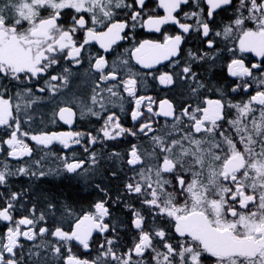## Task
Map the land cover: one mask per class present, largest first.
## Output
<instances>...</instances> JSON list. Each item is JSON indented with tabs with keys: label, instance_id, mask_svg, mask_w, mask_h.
<instances>
[{
	"label": "snow or ice",
	"instance_id": "1",
	"mask_svg": "<svg viewBox=\"0 0 264 264\" xmlns=\"http://www.w3.org/2000/svg\"><path fill=\"white\" fill-rule=\"evenodd\" d=\"M0 264H264V0H0Z\"/></svg>",
	"mask_w": 264,
	"mask_h": 264
},
{
	"label": "flooded vegetation",
	"instance_id": "2",
	"mask_svg": "<svg viewBox=\"0 0 264 264\" xmlns=\"http://www.w3.org/2000/svg\"><path fill=\"white\" fill-rule=\"evenodd\" d=\"M161 14H162V10H161ZM137 31H138L137 39L162 40V35L160 33H156L154 31L153 32H149L147 29H138ZM162 31L173 32L174 31V28L172 26H164L162 28ZM120 43H121V48L119 50H121V51L124 48L130 46L127 41H122ZM97 47H98V45H97ZM244 55L246 57V62L247 61L258 62L260 60L259 57H255V54L254 53H245ZM78 87L80 88V91H82V92L86 90L84 85H79ZM142 88H143V91L141 92V94L147 95V96H151V97H153V98L156 99V102L157 103H156V105H154V109H156V107L158 108L159 99H164V98L171 99L168 96H164L163 95L164 92L166 94L167 93H174V92H176L177 94H179V92H180V89L179 88L174 89L172 92H168L165 89V86L159 85L158 84V81H152L151 78H149L142 85ZM73 90L75 91L76 90V87H74ZM39 110H42V111H44V113H48L50 115L49 109L46 108V107L38 108L36 111H39ZM39 120H40V118H37V121H39ZM161 122H163L162 118H161ZM47 123H48V121L45 120V124H47ZM48 126H50V128H52V130H69L68 129V126L67 125H63V122L62 121L61 122H58V124L56 126H52V125H48ZM126 126H130V124L129 125H126ZM33 127H35V125ZM60 147L61 146L56 145V147L53 148V151H58Z\"/></svg>",
	"mask_w": 264,
	"mask_h": 264
},
{
	"label": "trees",
	"instance_id": "3",
	"mask_svg": "<svg viewBox=\"0 0 264 264\" xmlns=\"http://www.w3.org/2000/svg\"><path fill=\"white\" fill-rule=\"evenodd\" d=\"M222 83V81H221ZM164 96H168L171 99H178L179 98V94H177L176 92L174 93H165L163 94ZM44 112L42 110L36 111V118H40V113ZM129 125V124H128ZM50 127V126H49ZM49 166H54V163L52 161L49 162ZM49 179H53V178H49ZM20 183L23 184H27L29 183V181L27 180V178H22L20 181ZM52 187L51 185H41L40 188H49ZM40 188L37 189L36 194H39ZM62 190L64 192H68V193H72L73 196L75 197V194L79 191V192H83V190L81 188H79V186L77 185L76 181L74 179H63V180H55V187L54 190ZM77 199H82L83 197H76ZM88 199H90L91 197H87Z\"/></svg>",
	"mask_w": 264,
	"mask_h": 264
},
{
	"label": "rangeland",
	"instance_id": "4",
	"mask_svg": "<svg viewBox=\"0 0 264 264\" xmlns=\"http://www.w3.org/2000/svg\"><path fill=\"white\" fill-rule=\"evenodd\" d=\"M157 108V107H156Z\"/></svg>",
	"mask_w": 264,
	"mask_h": 264
}]
</instances>
